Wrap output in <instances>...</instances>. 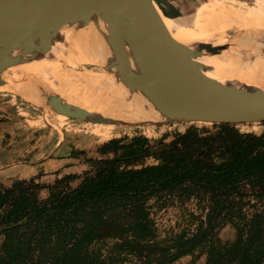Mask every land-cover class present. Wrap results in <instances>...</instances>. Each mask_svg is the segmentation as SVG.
<instances>
[{"label":"trees","instance_id":"16d2710c","mask_svg":"<svg viewBox=\"0 0 264 264\" xmlns=\"http://www.w3.org/2000/svg\"><path fill=\"white\" fill-rule=\"evenodd\" d=\"M260 123L258 134L222 122L112 137L81 173L12 180L0 189V264H171L197 250L204 264H264ZM148 155L158 161L143 164ZM193 198L196 227L159 238L150 202ZM227 224L231 241L219 236Z\"/></svg>","mask_w":264,"mask_h":264},{"label":"bare ground","instance_id":"6f19581e","mask_svg":"<svg viewBox=\"0 0 264 264\" xmlns=\"http://www.w3.org/2000/svg\"><path fill=\"white\" fill-rule=\"evenodd\" d=\"M167 1L184 15L177 19L161 16L175 40L186 45L209 41L221 49L218 55H204L196 60L206 66V75L220 81L231 80L264 88V0H252L251 4L242 0H207L194 13L185 10L186 0ZM227 31L236 34L231 39ZM62 33L69 42L67 48L56 43L48 53H35L36 58L24 54L25 60L6 71H12L16 80L19 73L25 78L10 81L0 86V90L14 92L33 104L42 105L45 99L41 91L51 89L59 94L61 102L82 109L80 115L86 117L98 114L110 119L161 121L164 114L181 113L180 101L162 78L152 72L137 51L121 48L118 45L121 39L116 35L104 33L100 36L92 25L79 30L65 28ZM2 46L0 44V48ZM21 50L28 52L14 48L10 55L16 56ZM108 57L126 63L129 71H117L115 67H109L108 74L91 70L64 71L60 63L99 68L97 65L107 64ZM3 75L0 72V76ZM55 78L61 79L64 86L62 83L54 85ZM48 107L54 109L56 106L49 104ZM55 119L62 123L67 118L57 114ZM108 128L95 126L92 133L106 139L111 134Z\"/></svg>","mask_w":264,"mask_h":264},{"label":"water","instance_id":"95a60500","mask_svg":"<svg viewBox=\"0 0 264 264\" xmlns=\"http://www.w3.org/2000/svg\"><path fill=\"white\" fill-rule=\"evenodd\" d=\"M161 16L177 19L184 15L167 0H0V72L4 74L25 60L24 54L36 58L35 53H48L56 43L67 48L69 42L62 33L65 28L79 30L92 25L100 36L106 33L120 38L118 45L124 50L137 51L180 101L181 113L164 114L161 121L123 123L238 124L264 120V88L206 75V66L196 60L204 55H218L221 49L209 41L186 45L175 40ZM14 48L28 52L21 50L11 56ZM106 63L108 71L109 67L127 71L126 63L114 57H108ZM127 75L130 77V73ZM10 81H16L13 75L0 76V86ZM41 95L47 105L56 106L52 110L57 113L93 122L121 121L98 114L82 116V109L67 106L59 95L45 90Z\"/></svg>","mask_w":264,"mask_h":264},{"label":"rangeland","instance_id":"374dc122","mask_svg":"<svg viewBox=\"0 0 264 264\" xmlns=\"http://www.w3.org/2000/svg\"><path fill=\"white\" fill-rule=\"evenodd\" d=\"M207 0H186L185 10L194 13L200 4ZM248 4H251L248 1ZM192 11V12H191ZM185 12V11H184ZM241 31V30H237ZM236 33L227 31V36L233 38ZM264 42V39H263ZM264 47V46H263ZM61 68L64 71L72 70L74 72H83L91 70L94 72H103L108 74L107 64H100L97 67L91 65H78L77 67L69 66L60 61ZM63 63V64H62ZM12 71H6V75H12ZM23 73H19L17 81L24 79ZM54 85L61 86L64 82L58 78L53 79ZM56 93L54 90L48 89L46 93ZM42 96V95H41ZM44 100V97L42 96ZM62 114L49 109L46 101L42 105H36L22 98L18 94L9 91L0 90V189L3 185H8L12 180L17 178H29L39 175L42 182L49 183L58 175V171H54V166H48V171L44 172L39 162L49 161L59 156V154H69L78 164H68L67 166L78 165L73 167L68 173H81L88 168L83 161L85 156H95V149L103 141L112 137H131L134 135H146L150 138H158L164 133L173 134L176 131L183 132L187 127L194 124L198 127L212 128L213 123L207 122H180V123H123L124 119L119 122H93L85 119H79L65 115V119L60 123L55 119V115ZM130 121V120H129ZM95 126L109 127L111 134L108 138L102 139L92 133ZM236 126L240 131H253L260 133L263 125L260 122L238 123ZM158 159L151 155L146 156L142 161L143 164H152ZM75 163V162H74ZM69 169V168H68ZM71 169V168H70ZM46 171V170H45ZM57 174V175H55ZM66 174V173H64ZM44 196L45 191L42 193ZM153 199L152 217L157 227L159 238L172 235V233L189 227L194 229L198 220L190 216H201V205L196 199H190L185 203H180L176 199L168 200L164 206ZM219 236L223 241H231L235 236V229L227 224L219 230ZM1 242V237H0ZM205 254L197 250L192 255H185L171 264H204ZM132 261L126 260L123 264H132Z\"/></svg>","mask_w":264,"mask_h":264},{"label":"crops","instance_id":"0c3cea01","mask_svg":"<svg viewBox=\"0 0 264 264\" xmlns=\"http://www.w3.org/2000/svg\"><path fill=\"white\" fill-rule=\"evenodd\" d=\"M242 1H245L247 3H248V1H250L252 3V0H242ZM73 158L70 157L69 154L68 155L67 154H59V156H55V158L50 159V162L52 163V165H49V161L48 162H46V161L39 162L38 164L42 165L44 172L48 171V166H54L53 170L58 171L57 174L60 175V174L71 172L70 170H72L73 167H76L80 164L79 161L77 163V160H74ZM69 163L70 164H78V165H72L69 167V166H67ZM57 174H55V175H57ZM32 176H34V173H32Z\"/></svg>","mask_w":264,"mask_h":264}]
</instances>
